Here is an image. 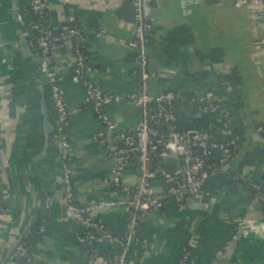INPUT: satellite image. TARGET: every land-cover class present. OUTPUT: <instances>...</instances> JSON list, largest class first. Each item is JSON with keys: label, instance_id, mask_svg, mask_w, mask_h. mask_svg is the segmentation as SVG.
I'll use <instances>...</instances> for the list:
<instances>
[{"label": "crops", "instance_id": "1", "mask_svg": "<svg viewBox=\"0 0 264 264\" xmlns=\"http://www.w3.org/2000/svg\"><path fill=\"white\" fill-rule=\"evenodd\" d=\"M235 2L152 0L146 47L149 93L175 91L220 104L226 126L195 102L179 101L174 114L182 130L209 132L216 142L224 143L229 130L234 154L221 163L224 157L215 151L216 169L195 204L189 198L180 204L166 199L162 209L141 214L135 256L127 264H177L185 251L193 264H212L215 252L233 236L218 264H264V7ZM27 4L0 0V264H89L83 228L65 209L60 137L48 83L39 56L21 46L28 36L30 15L22 10ZM47 8L54 28L83 29L82 44L96 70L92 78L116 98L105 107L115 126L112 140L93 139L102 126L88 109L71 116L65 136L77 203L122 238L130 211L127 192L140 183L135 161L126 166L120 188L111 183L116 136L140 120L133 102L140 64L129 47L133 7L130 0H47ZM52 62L68 107L82 106L83 89L71 80L70 40L56 46ZM43 98L50 135L44 129ZM161 126L156 122L159 131ZM181 170L176 154L163 159L150 182L155 195L178 184ZM30 229L35 232L29 261L9 258L14 243ZM98 245L105 253L120 249L115 239Z\"/></svg>", "mask_w": 264, "mask_h": 264}, {"label": "built area", "instance_id": "2", "mask_svg": "<svg viewBox=\"0 0 264 264\" xmlns=\"http://www.w3.org/2000/svg\"><path fill=\"white\" fill-rule=\"evenodd\" d=\"M27 1L32 18L26 26L28 30L37 33L36 36H28V52L39 56V69L48 83L49 98L57 116V132L60 137L59 158L63 185L62 195L65 201L66 213L71 220L79 223L83 228L81 240L89 264H127L128 259L135 256L132 247L133 243L138 240L141 214L149 210L162 209L166 199L176 204H180L184 198L196 202L203 185L216 169L215 162L207 163L206 158L208 156L212 158L216 150L219 151L221 158L231 156L230 149L234 148L233 134L226 130L228 138L223 143L216 142L209 132L191 133L178 128L177 118L174 114L175 101L198 103L204 113L219 116L223 120V124L227 125L221 105L208 97L191 98L175 91L157 95L149 93L146 47L152 31V0H130L133 7L135 28L133 38L129 41V47L135 51L139 60L141 79L139 92L133 96V102L139 110L140 120L135 128L119 132L116 136L118 143L112 151L114 166L111 171V183L120 188L125 168L131 161L137 163L140 183L136 188L127 192V202L130 206L127 232L124 237L115 238L108 228L77 203L71 180V171L68 166V145L65 128L73 114L88 109L102 126V131L93 139L97 142H103L108 133L114 131L115 128L105 113V107L116 98L102 91L92 78V74L96 70L90 63L82 44L85 34L83 29L77 25L54 28L49 21L47 0ZM246 3L258 4L264 7V1L262 0H236L235 2L237 6ZM66 40L71 41L74 56L71 80L83 89L82 106L76 109L68 107L64 91L58 82L56 68L52 62L53 50L58 44ZM2 88L0 80V94ZM1 106L0 99V133L2 127ZM151 121L159 122L162 125V131H155L152 128ZM155 154H158L162 160L170 154H176L182 165L180 185L169 184L161 196L155 195L150 184L151 179L155 176V170L151 167L152 157ZM114 239L120 244L118 252L105 253L99 248V242H111ZM234 241L235 236L215 252L212 264H218L223 252ZM9 258L29 261L30 251L26 243L23 242V238H21L13 255ZM177 264H193L187 251L181 254Z\"/></svg>", "mask_w": 264, "mask_h": 264}, {"label": "trees", "instance_id": "3", "mask_svg": "<svg viewBox=\"0 0 264 264\" xmlns=\"http://www.w3.org/2000/svg\"><path fill=\"white\" fill-rule=\"evenodd\" d=\"M22 10H24V12H26L27 14L30 15V20H31L32 15L30 14L28 4H27L26 6L23 5ZM22 10H21V11H22ZM36 35H37V33H36L35 31H33V30H28V36L33 37V36H36ZM28 36H27V40H28V38H29ZM178 102H179V101H175V102H174V110H175V107H176V105L178 104ZM151 125H152V128H153L155 131H158V132H159V130H158L157 127H156V122L151 121ZM161 127H162V126H161ZM178 128H179L180 130H182L181 127H180V125H179V123H178ZM162 129H163V128H162ZM161 131H162V130H161ZM230 153H231V155L234 154V148H231V149H230ZM218 157H219L218 154L214 153V155H213L212 158L209 157V156L206 158V162H207V163H212L213 161L215 162V159L218 158ZM161 161H162V159L158 156V154H155V155L152 157V162H151V165H152L151 167H152V169L155 170V169L157 168V166L161 163ZM215 163H216V162H215ZM183 201H184V199H183ZM183 201H182V202H183ZM164 203H165V202H164ZM34 232H35L34 229H30V231L27 232L26 236L23 238V242L26 243V245L28 246V248H30V244H31V241H32V238H33ZM108 252H109V251H108Z\"/></svg>", "mask_w": 264, "mask_h": 264}, {"label": "water", "instance_id": "4", "mask_svg": "<svg viewBox=\"0 0 264 264\" xmlns=\"http://www.w3.org/2000/svg\"><path fill=\"white\" fill-rule=\"evenodd\" d=\"M264 1V0H262ZM16 14V12H15ZM21 46L24 50L28 51V47H27V41L26 40H22L21 41ZM29 53V52H28ZM41 106H42V113H43V116H44V129H45V133L47 135H50V131H51V125L49 123V120H48V110H47V103H46V100L43 98L42 101H41ZM113 136H114V131L112 132H109L107 137L109 140H112L113 139ZM231 156H227L226 158L223 159V161L221 163H224V162H227V160L230 159ZM177 183L180 185L181 183V180H177ZM264 197V188H263V192L262 194H260V197ZM195 204V202H192L191 205ZM21 241V238H19L15 243L14 245L12 246L11 248V252L9 253L10 256L11 254L15 251V248L16 246L19 244V242ZM9 256V257H10Z\"/></svg>", "mask_w": 264, "mask_h": 264}]
</instances>
